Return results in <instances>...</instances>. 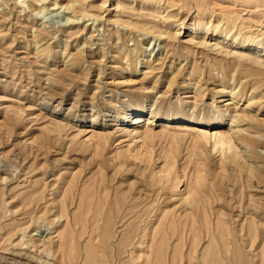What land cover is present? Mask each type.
Segmentation results:
<instances>
[{
	"label": "rangeland",
	"instance_id": "374dc122",
	"mask_svg": "<svg viewBox=\"0 0 264 264\" xmlns=\"http://www.w3.org/2000/svg\"><path fill=\"white\" fill-rule=\"evenodd\" d=\"M137 94L203 123L121 135ZM242 114L264 143V0H0V264H264V184L198 134ZM93 117L105 154L47 129Z\"/></svg>",
	"mask_w": 264,
	"mask_h": 264
},
{
	"label": "bare ground",
	"instance_id": "6f19581e",
	"mask_svg": "<svg viewBox=\"0 0 264 264\" xmlns=\"http://www.w3.org/2000/svg\"><path fill=\"white\" fill-rule=\"evenodd\" d=\"M24 2H22L23 4ZM54 9H52L51 11H55V10H61L63 9V7L61 6L60 8L56 9L57 7H59V4L56 3L54 4ZM30 8V7H29ZM65 12V10H64ZM231 35V34H230ZM228 36V35H227ZM165 37V36H164ZM35 39V37H34ZM253 47V46H252ZM261 48V47H260ZM51 49V48H50ZM154 50V49H153ZM259 51V50H258ZM153 53V52H152ZM129 56V54H128ZM132 58V57H131ZM128 63H132L133 60L132 59H127ZM133 64V63H132ZM143 63L136 62V65L138 67V69H136L135 72H139L141 70V66ZM147 64V63H144ZM122 69V68H121ZM133 68L131 66H129V71L130 73H133ZM122 71V70H121ZM129 80V79H128ZM132 81V80H131ZM135 82V81H134ZM128 83V82H127ZM131 83V82H130ZM136 83V82H135ZM171 83V82H170ZM243 88V87H242ZM142 90V89H141ZM140 91V90H139ZM244 91V90H243ZM253 95H255L252 92ZM141 94H137L135 95V100L133 102V104H135L133 106V109L131 111H127L126 113L120 114L119 116H111V120H107V122H113V120L115 119L114 122H117V126H118V133H121V135H126L128 134L129 136L133 135V139H141L143 141H145L147 138L149 139L152 136V127L156 126L158 123H169V124H177V125H181V126H185L182 123H192V124H202V120H196V119H190L188 118L184 113L182 112H175V111H169L167 113H157L154 110H151L150 113H147L142 104L141 101L137 98L140 97ZM252 104V103H251ZM126 103L123 105L125 106ZM128 105V104H127ZM254 106V104H253ZM15 110V109H14ZM22 111V110H21ZM122 111V109H121ZM16 112V111H15ZM20 113V111H17ZM16 112V114H17ZM12 113V112H11ZM14 113V112H13ZM22 113V112H21ZM18 115V114H17ZM22 115V114H21ZM54 115V114H53ZM10 117V116H7ZM248 117L250 118V116L248 115ZM52 118V117H51ZM247 117L244 116L242 114V116L239 117H234L233 120H229L225 126L222 127H218L214 129L213 133H210V124L208 125V128H205L203 130H199L198 134L199 137L202 139L203 143H202V148L205 150H207V145L211 146V149L213 150V153H229L227 157H225L224 159V165L229 168L231 166L232 169H235L238 171V173L242 174H246V173H250L251 177L250 179L247 181V183L251 186H253L254 181L257 180L260 185L264 184V179L262 180L261 177L264 178V156L261 153H258V148H260L262 146V144H264L263 142H261L260 140H258L257 138L251 137L250 135H245V133L243 131H240V121L242 122H246ZM255 119V118H254ZM67 119H62V120H57L55 118H53L48 126V131L50 132V134H55L57 136H60L62 133L65 132H70L75 128H79L77 130V134L73 135V137L75 139L84 136L86 137L88 143L92 144L94 147H96L97 152L101 153V154H105V152L107 151V148L109 146L111 137L113 136L112 133H108V132H103V131H96L94 128V125H99L98 124V117H93L92 120L89 122V126H83L82 129H80V127L78 125H76L77 122L75 123H70L68 121H66ZM128 120V121H127ZM251 119H249L250 121ZM13 120L10 117V121H5L4 123V127H6L8 133L9 131H12L13 129V124L12 127L8 124L10 122H12ZM131 123V127L129 129H126L125 127V123L128 122ZM80 122V121H79ZM252 122V121H251ZM257 124L258 121H256ZM255 122V124H256ZM260 122V121H259ZM3 123V122H2ZM7 123V124H6ZM14 123V122H13ZM224 121H220L219 122V126L223 125ZM252 124V123H251ZM264 123L262 122V125ZM1 125V123H0ZM15 125V123H14ZM176 125V126H177ZM2 126V127H3ZM95 126V127H96ZM98 127V126H97ZM186 128V127H185ZM5 129V131H6ZM154 129V128H153ZM48 132V133H49ZM15 133V131H14ZM48 134V135H50ZM115 134V133H114ZM11 135V134H10ZM63 135V134H62ZM45 136V135H44ZM53 137V135H52ZM50 139V138H49ZM38 140V137H37ZM53 140V139H52ZM56 141V139H55ZM180 141H184L183 139H180ZM264 141V139H263ZM39 142V141H37ZM44 142V140H43ZM46 145H47V141ZM35 144L36 143V139H35ZM40 144V143H39ZM82 144V143H81ZM41 145V144H40ZM42 146V145H41ZM40 146V147H41ZM44 146V145H43ZM48 146V145H47ZM63 146V145H62ZM264 146V145H263ZM39 147V146H38ZM44 148V147H43ZM64 148V147H63ZM46 149V146H45ZM23 150V149H22ZM60 150V149H59ZM24 151L26 153V150L24 148ZM128 152V151H127ZM212 152V151H211ZM27 154V153H26ZM33 154V153H32ZM133 154V153H132ZM202 154V153H201ZM30 155V153H29ZM223 155V154H222ZM104 156V155H103ZM62 157V156H61ZM130 157V156H129ZM133 157V159H137L140 160L144 163H150L151 159L150 156H148V153L144 152V150H139L138 152H135L134 155H131V158ZM204 157V156H203ZM163 158V157H162ZM94 159V158H93ZM114 159V158H113ZM70 160V159H69ZM136 160V161H137ZM96 163V161H95ZM122 164V163H121ZM69 165V164H68ZM74 166V165H73ZM124 166V165H123ZM69 167V166H68ZM121 165L118 163L116 164V168H120ZM175 167V166H174ZM173 168V166H172ZM236 171V172H237ZM120 172V171H119ZM169 172V170H168ZM173 173V172H172ZM175 173V171H174ZM173 175V174H172ZM261 175V176H260ZM175 179L177 180V184H181L184 179H185V171L179 172L177 175H174ZM96 177V176H95ZM216 179L217 180H224L225 177L222 174H217L216 175ZM160 181V180H159ZM133 185V184H132ZM134 186V185H133ZM257 186V185H256ZM258 186V187H259ZM130 189V188H129ZM133 189V188H132ZM131 189V190H132ZM259 189V188H258ZM128 191H126L125 193H127ZM130 192V191H129ZM128 192V194H129ZM133 193V191H132ZM130 195V194H129ZM132 196V195H131ZM128 197V196H127ZM258 197V196H257ZM256 197V198H257ZM43 198V197H42ZM118 198V197H117ZM120 198V197H119ZM118 198V201H119ZM253 198L252 200L258 201L259 198ZM122 199V198H121ZM120 199V200H121ZM262 199V198H261ZM34 200V199H33ZM43 200V199H42ZM130 200V199H129ZM251 200V202L253 203V201ZM124 202V199L121 200ZM120 201V202H121ZM126 201V200H125ZM40 202V199H39ZM123 202L120 203L123 204ZM250 202V204H251ZM261 203V200H260ZM254 204V203H253ZM252 204V205H253ZM251 205V206H252ZM258 205V204H257ZM264 205V204H263ZM33 206V205H32ZM123 206V205H122ZM261 206V205H260ZM105 207V206H104ZM65 208V206H64ZM102 208V207H101ZM251 208V207H250ZM264 208V206H263ZM262 208V209H263ZM100 209V208H99ZM252 209V208H251ZM260 209V208H259ZM261 209V210H262ZM101 210V209H100ZM252 211V210H251ZM260 211V210H258ZM98 213V212H97ZM96 213V214H97ZM103 213V211H102ZM101 213V214H102ZM254 215V214H253ZM100 216V215H99ZM257 217V216H256ZM259 220V219H258ZM61 238L62 235H60ZM105 239V237H104ZM68 245V244H67ZM69 248V247H68ZM120 261V260H119Z\"/></svg>",
	"mask_w": 264,
	"mask_h": 264
}]
</instances>
